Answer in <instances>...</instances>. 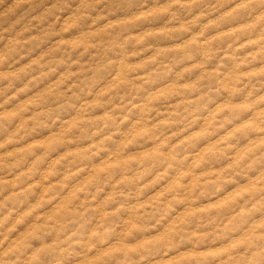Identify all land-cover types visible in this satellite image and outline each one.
<instances>
[{"label":"rangeland","instance_id":"rangeland-1","mask_svg":"<svg viewBox=\"0 0 264 264\" xmlns=\"http://www.w3.org/2000/svg\"><path fill=\"white\" fill-rule=\"evenodd\" d=\"M0 264H264V0H0Z\"/></svg>","mask_w":264,"mask_h":264}]
</instances>
